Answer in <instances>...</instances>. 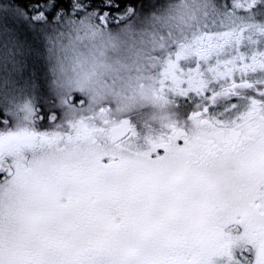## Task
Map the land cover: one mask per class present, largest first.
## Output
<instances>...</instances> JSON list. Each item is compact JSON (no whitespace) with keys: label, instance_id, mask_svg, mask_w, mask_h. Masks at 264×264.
<instances>
[{"label":"snow or ice","instance_id":"snow-or-ice-1","mask_svg":"<svg viewBox=\"0 0 264 264\" xmlns=\"http://www.w3.org/2000/svg\"><path fill=\"white\" fill-rule=\"evenodd\" d=\"M17 2L27 7L28 0ZM258 5L264 0H234L233 10ZM0 7L14 25L11 0ZM89 32L80 26L75 39ZM185 59L182 51L172 58L156 98L196 104L186 117L192 132H174L140 164L102 167L69 157L54 135L25 134L34 152L49 150L33 164L17 158L19 144L0 150V264H264V83L233 80L218 93L199 61L185 66ZM242 90L252 92L243 114L210 118L213 105ZM26 91L21 85L9 106ZM23 110L33 115L27 100ZM108 113L99 115L114 144L134 134Z\"/></svg>","mask_w":264,"mask_h":264},{"label":"flooded vegetation","instance_id":"flooded-vegetation-1","mask_svg":"<svg viewBox=\"0 0 264 264\" xmlns=\"http://www.w3.org/2000/svg\"><path fill=\"white\" fill-rule=\"evenodd\" d=\"M113 1V0H110ZM39 7V11L50 9L52 7L42 3L34 4V7ZM73 11L83 13L85 23H90L95 27L105 28L107 32H116L130 30L134 28H143L146 19L139 18L135 13L143 11L137 9L132 5L116 4L115 2L100 3L95 5H76ZM68 8V9H67ZM62 8L60 11H70L69 7ZM71 11V12H73ZM70 12V13H71ZM69 15V13L67 14ZM30 23L38 24V19ZM212 27V26H210ZM230 30L221 31L219 35L214 38L211 36L210 31H202L198 37L199 40L194 45L195 55L191 57L197 63L200 62L201 56L215 48L218 44L224 46L226 40L213 41L221 38ZM250 34V33H249ZM257 36V35H255ZM196 38V37H195ZM185 45V44H183ZM179 40L165 41L163 35L159 37V43L153 48V55L149 57V74L147 78L152 82L155 87L154 100L158 102L157 106L140 104L126 111L129 113L122 116L121 112L125 109H114L112 106H105L104 109H109V117L114 123L120 121H127L129 126L133 129L134 134L130 133L122 137L118 143H113L109 137V130L100 121V126H89L84 122H77L71 124L69 121L64 120L62 123L57 118V122L49 129L50 136L58 137L59 148L69 157L86 160L93 165H100L108 167L112 164L117 165H131L140 164L145 161L154 151V146L160 145L162 140L170 137L174 132L185 131L192 132L191 125L187 121V116L197 106L192 101L188 103H164L157 99L156 84L163 76L167 66L171 62L174 54L179 52L181 48ZM183 47V46H182ZM220 56V55H219ZM219 75L220 79H217ZM206 80L212 84L218 93H222L224 89L232 85L233 80L236 85H240L243 81L251 82L253 84L264 83V76L256 75L249 69L244 71L241 75H225L223 70L221 73L208 76ZM57 97V99H54ZM73 107H76V99L71 100L65 98ZM231 102L220 101L217 105L212 106L210 118L224 117L226 113H231L232 116L243 114L248 106V101L252 99V92L250 90H242L236 94L235 98H228ZM50 103L53 105H61L62 107L68 106L64 103L62 98L52 96ZM82 106V104H81ZM102 109V108H101ZM178 117V118H177ZM60 123L61 128L56 131V126ZM40 135L33 129H26L21 132L3 134L0 143V150L9 152L12 148L19 144L17 158L28 163L33 164L41 155L49 150H38L34 152L25 141L28 137L25 135ZM105 135L108 141V147H104L99 143L98 137ZM11 136V137H8ZM158 142V143H157ZM157 143L158 145H153Z\"/></svg>","mask_w":264,"mask_h":264},{"label":"clouds","instance_id":"clouds-1","mask_svg":"<svg viewBox=\"0 0 264 264\" xmlns=\"http://www.w3.org/2000/svg\"><path fill=\"white\" fill-rule=\"evenodd\" d=\"M217 0H162L143 28L94 32L85 43L52 38L46 58L50 92L61 98L83 101L63 110L71 124L100 126V109L112 106L126 111L140 104L157 106L155 87L147 78L149 57L159 43L198 36L213 21L223 19ZM190 43V39L187 40ZM178 118V117H177ZM99 143L108 147L107 137Z\"/></svg>","mask_w":264,"mask_h":264},{"label":"rangeland","instance_id":"rangeland-1","mask_svg":"<svg viewBox=\"0 0 264 264\" xmlns=\"http://www.w3.org/2000/svg\"><path fill=\"white\" fill-rule=\"evenodd\" d=\"M11 3L13 5L11 11L15 15L14 25L10 26L0 17V122L2 124L0 134L32 129L34 124L32 119L35 116L49 119L54 115V108H58L62 113V106L50 103V99L55 95L50 92L51 85L46 58L50 53L53 37L57 41L73 40L76 35L75 29L83 26L91 32L83 36L81 40H75L77 43H85L92 37V32H107L105 28L83 22L81 20L83 14L79 11H73L67 16L63 15L58 18L42 10L33 17V19H38L36 25L29 22L31 19L19 7L16 0H11ZM3 4L4 0H0V5ZM217 7L224 15L223 19L209 23L204 30L208 29L214 38L221 31H230L221 38L213 40L222 42L228 38L224 46L218 44L201 56L199 63L205 79L213 73L209 69H219V73L224 70L227 76L241 75L249 69L256 75L264 76V62H262L264 36L259 35L261 30H264V6L258 5L247 14L233 10L234 0H219ZM6 11H8L7 8L0 7V13ZM195 37H185L179 40L183 46L179 52L182 51L186 57L185 66L196 63L191 58L195 55L194 45L199 40L198 36ZM188 39L190 43H187ZM179 52H176L173 57ZM241 53L248 57L247 62L238 58ZM21 85L26 86L27 91L24 96L20 97L18 106L10 107L8 101L20 95ZM25 100L30 103L33 115L23 110ZM56 118L63 119L64 117L60 115ZM157 143L153 145H158ZM216 264H222V262L217 261Z\"/></svg>","mask_w":264,"mask_h":264},{"label":"trees","instance_id":"trees-1","mask_svg":"<svg viewBox=\"0 0 264 264\" xmlns=\"http://www.w3.org/2000/svg\"><path fill=\"white\" fill-rule=\"evenodd\" d=\"M217 1H219V0H217ZM225 1H227V0H225ZM64 2L68 4L70 11L69 10L66 12L60 11L64 7L57 8L56 7L57 0H28L27 7H23L22 9L26 13L28 18L31 19V20H29V22H32V21L36 20V19H33L34 15L35 14L37 15L40 12L39 11L40 6L34 7V4H38V3H42L45 5L51 6L52 10L46 9L45 11L52 13L55 17H58V18H61L63 15L67 16L68 13L70 14L71 11L76 9V7H73L76 5H95V4L108 3V2H115L116 4L121 5V3L118 2V0H113V1H110V0H64ZM161 2H162V0H127V2L123 3V5H132L134 7H137V9H139V10H143V11H138L135 14L138 15L139 18L146 19L149 14H152L155 12V10L161 4ZM225 3H222V4H225ZM53 9H55V11ZM83 18L84 17H82V19ZM62 100L64 101L65 104L68 105V106L63 107L62 113H60L58 108H54L53 112H54L55 116L53 115L49 119H41L40 117L35 116V118L32 119L33 123H34L33 130L35 131V133L44 134L45 136H50L49 129L51 126L56 125V124H53L54 122H57L56 117H58L60 115L63 116V110L65 108H69V109L74 108L73 105L70 104L65 98H62ZM59 106H61V105H59ZM61 120L62 119H59V121H61ZM63 121L64 120H62L60 123H62ZM60 123L56 126V131L60 130V128H61ZM1 125L2 124L0 122V126Z\"/></svg>","mask_w":264,"mask_h":264}]
</instances>
